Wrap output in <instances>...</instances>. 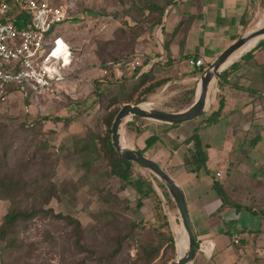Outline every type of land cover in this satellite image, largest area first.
I'll use <instances>...</instances> for the list:
<instances>
[{"label":"rangeland","instance_id":"1","mask_svg":"<svg viewBox=\"0 0 264 264\" xmlns=\"http://www.w3.org/2000/svg\"><path fill=\"white\" fill-rule=\"evenodd\" d=\"M67 1L72 4L75 19L65 22L68 25L63 36L74 50V77L66 83L57 99L26 101L21 96H14L13 92L12 97L0 102V160L3 161L0 164L6 166L8 173L29 184L27 194L21 195V208L53 209L55 213L78 219L83 244L98 254L107 249L108 240L114 232L104 224L101 214L116 206L113 201L105 203L102 194L110 193L127 199L126 210L122 204L114 209L119 212L118 218L123 223L131 220L146 223L145 229L137 235L138 239L153 240L155 234L145 222L154 220L152 203L144 198L143 207L138 212L134 211L137 195L130 188L122 189L119 178L108 175L109 168L101 153L99 138L94 137L91 143V135L105 134L108 126L103 115L108 109L120 108L123 103L138 104L136 100L143 99L139 103L150 102L149 106L160 110L185 109L194 96L185 94L184 88L195 87L198 81L180 82L178 86L167 85L166 81L154 93L142 96L140 90L133 91L140 79L132 78L134 67L129 55L136 50L137 41H140L138 37L150 33L156 23L154 21L158 19L156 12L147 8L150 0ZM155 1L161 3V0ZM120 58L123 61L120 64L124 73L122 80L111 84L99 82L97 86L95 80L99 81V76L109 77L103 75L99 65ZM117 67L109 66V69L117 71ZM177 67L184 76L191 74L186 61H178ZM153 68L152 78L161 79L163 67L153 65ZM195 74L198 77L201 71ZM6 87L10 91L15 89L13 86ZM178 87L180 89L176 91ZM96 90L100 93L97 94ZM216 94L217 91L215 97ZM27 95L29 99L32 97L30 90H27ZM113 99L115 102L111 104ZM28 102L31 107H26ZM194 125L195 120L178 124L174 133L186 135ZM156 126H161L160 122L131 117L121 125L122 140L126 145L142 150L145 155H151L152 147L159 145L157 142L144 150V140L151 134L160 137V133L167 140L160 143L174 146L175 141L168 140L169 137ZM143 173L151 172L134 166L130 175L134 178ZM52 185L55 194L47 202L49 191L45 188ZM8 209L9 202L0 199V223ZM168 217L176 245L174 254L169 249L160 250L149 260L135 263L138 248L136 241H129L111 264H168L176 259L179 254L177 231L181 223L174 203L169 204ZM15 237L12 247L0 252V264H107L90 258L89 252L77 251L70 226L51 214H38L27 223H19ZM231 241L232 237L227 235V244ZM186 245L184 242L180 255L185 252ZM199 260L201 256L196 253L194 264H199Z\"/></svg>","mask_w":264,"mask_h":264},{"label":"crops","instance_id":"2","mask_svg":"<svg viewBox=\"0 0 264 264\" xmlns=\"http://www.w3.org/2000/svg\"><path fill=\"white\" fill-rule=\"evenodd\" d=\"M155 16L159 17L157 13ZM154 22L150 33L138 37L140 41H137L131 56L137 54L148 62L156 61L150 64L148 70H141L132 78L139 80L141 73L147 71L152 75L153 65L162 66L164 73L161 79H167V85L178 86L180 82L199 81L195 73H199L200 69L192 67L189 59L201 57L208 65L230 43L257 24L263 25L264 0H174L165 7L161 21ZM66 25L65 22L60 23L54 33L70 46L74 59L73 47L63 36ZM240 55L232 61H237L235 66L229 67L232 64L229 63L225 67L228 68L226 80L221 84L218 80L211 110L216 108L217 100L221 98L223 107L219 115L209 124L200 120L206 118L210 111L195 119L196 125L191 132L198 129L201 142L205 145L208 171L215 175L230 201L241 208L222 205L211 174L202 169L190 172L183 166L182 153L186 146L181 142L191 132L181 136L174 133L177 125L160 123L161 126L155 128L164 132L170 138L168 140H174L175 145H164L167 140L159 133L163 143L158 142L159 145L152 147L151 155H147L182 188L196 243L201 239H209L213 243L210 257L195 250L194 256L196 253L201 256L199 264H264V44L246 59L240 60ZM181 60L187 62L190 75L184 76L179 71L177 62ZM122 62L106 63L117 65V71L109 67L100 68L102 72L106 70L103 75L109 77L99 76V81L95 80L96 85L99 86V82H120L124 77L120 70ZM197 86L184 88V93L195 96ZM13 92L14 96H21L26 101L50 99L34 94L29 99L27 94L14 89L6 94L4 100L12 97ZM27 106L32 104L28 102ZM201 131H204L203 135ZM218 134H221L220 138ZM227 235L232 237L229 245ZM234 238L238 239V243L233 242ZM194 256L190 264H194Z\"/></svg>","mask_w":264,"mask_h":264},{"label":"trees","instance_id":"3","mask_svg":"<svg viewBox=\"0 0 264 264\" xmlns=\"http://www.w3.org/2000/svg\"><path fill=\"white\" fill-rule=\"evenodd\" d=\"M10 1V0H7ZM174 0H161L159 4L156 3L155 0H150L148 3V7L152 12H156L159 17L156 19L158 22L161 21V16L164 12V9L167 5L173 3ZM264 44V39L260 40L258 44L253 47L248 52L244 53L240 60L246 59L252 53L261 47ZM132 54V53H131ZM129 55V58L131 57ZM107 62L120 63L122 59L117 60H108L100 64L101 67L105 69V67H109ZM144 63L148 62L147 60H143ZM236 62H233L229 67L235 66ZM206 66H203L200 71H202ZM141 71V67L136 66L132 71V77H134L138 72ZM143 72L141 73L140 81L135 85L133 91L139 90L142 85H145L141 90L140 94L147 95L154 93L159 87H161L164 83H166V79H156L152 78L151 72ZM228 75V68H225L219 74V84L226 80ZM7 90V94H9V87H5ZM96 93H100V91L96 90ZM139 94V95H140ZM194 95V94H193ZM192 95V96H193ZM2 100H0L1 102ZM144 101L143 99L136 100L135 103H139ZM115 102V99L111 101L112 104ZM110 104V106H111ZM223 107L222 99H218L216 103V108L210 110V113L206 118H201V123L209 124L213 122L216 117L219 115L220 110ZM118 107L113 109H108V111L103 115L104 123L108 126L107 131L103 135H91L90 141L93 142V138H99L101 143V153L103 158L106 160L108 166V175L115 176L122 181V189L130 188L135 195H137L135 200L134 211L138 212L140 208L143 207L144 201L146 198L152 203L151 213L154 220H147L145 222L151 227L155 234V238L153 240H143L138 239V234L142 232V229H145L146 223H141L138 221H129L128 223H123L118 218V211L114 208L120 204L123 205V208L126 210L128 208L127 199H121L118 195L113 194H102V200L105 203L114 202L115 207L108 208L103 211L102 219L106 226L113 229V235L108 240V247L104 251L98 252L95 254L93 250H88L83 244V232L81 227V222L70 216L65 215L60 212L55 213L53 209L42 210L40 208H30L25 209L20 207L21 195L27 194L26 189L29 187L28 182L24 181L22 178H17L10 173H8L5 168L6 166H1L0 164V199L7 200L9 202V209L6 214L2 217V221L0 223V252L5 251L12 247L13 238L15 237L17 225L19 223H27L33 217L38 214L47 215L51 214L56 219L64 220L65 224L70 226V235L74 239V245L77 251H86L89 252L93 259H96L98 262L111 264V262L115 259L117 254L121 251L123 246H127V242L136 241L137 245V253L134 257V262H139L142 260H149L151 257L159 252L160 250L169 249L172 254L176 252V245L174 241L173 232L171 230V223L168 217L169 204H173L168 192L166 191L164 185L151 173H143L139 174L137 177L132 178L130 172L133 171L134 166L139 165L131 162V161H121L115 150L111 146L110 142V126L111 122L118 111ZM173 126L178 124H171ZM161 141L160 137L156 134H151L147 136L144 140V150L150 148L155 143ZM186 146V150L182 153V164L187 171L197 172L201 169L211 174L213 177V185L222 199V205L225 206H235L237 209H240L241 206L230 201L228 195L226 194L222 185L215 179V175L208 171L206 167L207 154L205 151V145L202 144L201 139L198 134V129L195 128L192 132L187 135L183 141L181 142ZM143 152L142 150H140ZM144 153V152H143ZM2 161V160H0ZM3 162V161H2ZM141 168V167H140ZM145 187V189L143 188ZM54 185L45 188L49 191L46 201L50 200L51 196H54ZM178 248L179 255L182 252V245L186 239V233L181 226L178 231Z\"/></svg>","mask_w":264,"mask_h":264},{"label":"built area","instance_id":"4","mask_svg":"<svg viewBox=\"0 0 264 264\" xmlns=\"http://www.w3.org/2000/svg\"><path fill=\"white\" fill-rule=\"evenodd\" d=\"M74 17L67 0H0V100L6 97V86L24 95L30 90L37 96L59 98L74 75L73 58L70 46L54 30ZM131 59L133 67L145 71L156 61L144 63L137 54ZM188 62L194 68L207 66L201 57ZM233 242L238 243V239ZM195 250L210 257L213 243L201 239Z\"/></svg>","mask_w":264,"mask_h":264},{"label":"water","instance_id":"5","mask_svg":"<svg viewBox=\"0 0 264 264\" xmlns=\"http://www.w3.org/2000/svg\"><path fill=\"white\" fill-rule=\"evenodd\" d=\"M257 36H262V38H264V24L260 27H255L230 43L201 71L194 100L185 109L167 111L149 105L143 106L142 103L132 104L127 102L121 105L112 120L110 126V142L118 158L121 161H131L151 172L164 185L171 200L176 206L179 221L187 235V249L182 255L177 254L176 259L171 260L168 264H190L196 249V237L190 220L184 192L168 172L155 160L148 157L140 150L130 147L124 142L122 143L121 125L125 120L131 117L165 124H181L193 121L207 114L211 110L215 100V91H217L216 86L218 85L219 74L229 64L224 67L223 65L244 43ZM252 47L245 52L251 50Z\"/></svg>","mask_w":264,"mask_h":264},{"label":"bare ground","instance_id":"6","mask_svg":"<svg viewBox=\"0 0 264 264\" xmlns=\"http://www.w3.org/2000/svg\"><path fill=\"white\" fill-rule=\"evenodd\" d=\"M263 24H264V23H263ZM261 38H262V36H257V37H255V38H252V39L248 40L246 43H244V44L242 45V47H240L238 50H236V51H235V52L229 57V59L225 62V64L223 65V67L226 66V65H228V64L231 63L232 61H234L235 56L244 53V52L247 51L250 47H252L253 45H255V44L259 41V39H261ZM142 105H143V106H146L147 104H146V103H142ZM121 141H122V143L124 142L122 139H121ZM186 249H187V245H186ZM178 255H179V254H178Z\"/></svg>","mask_w":264,"mask_h":264}]
</instances>
